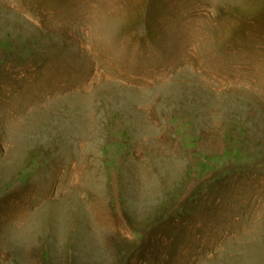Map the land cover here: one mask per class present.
<instances>
[{"label":"rangeland","instance_id":"rangeland-1","mask_svg":"<svg viewBox=\"0 0 264 264\" xmlns=\"http://www.w3.org/2000/svg\"><path fill=\"white\" fill-rule=\"evenodd\" d=\"M0 264H264V0H0Z\"/></svg>","mask_w":264,"mask_h":264}]
</instances>
